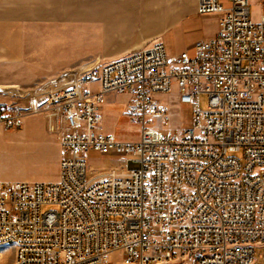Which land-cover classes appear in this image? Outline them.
I'll return each mask as SVG.
<instances>
[{
	"label": "built area",
	"instance_id": "1",
	"mask_svg": "<svg viewBox=\"0 0 264 264\" xmlns=\"http://www.w3.org/2000/svg\"><path fill=\"white\" fill-rule=\"evenodd\" d=\"M229 2L197 0L199 16L220 18L195 57L170 59L157 40L29 92L25 112L58 136L59 176L0 182V248H13L0 264H112L117 252L121 264H264V12L255 21L249 0ZM175 90L193 108L179 134L157 99ZM122 94L135 142L106 125L109 97ZM8 113L0 123L21 127Z\"/></svg>",
	"mask_w": 264,
	"mask_h": 264
},
{
	"label": "rangeland",
	"instance_id": "2",
	"mask_svg": "<svg viewBox=\"0 0 264 264\" xmlns=\"http://www.w3.org/2000/svg\"><path fill=\"white\" fill-rule=\"evenodd\" d=\"M33 1L0 0V107L6 116L9 115L11 107L20 106L25 109V104L30 101H27L29 92L39 90L43 84L54 80L31 76L33 60L47 48L46 30L41 27H47L51 22L43 23L38 30L35 26L40 18H54V13L50 11L48 14L32 12V9H37L36 5L38 6ZM191 2L192 0H66L61 15L64 19L61 26L64 37L71 42L75 41L76 44L84 41L86 35L95 40L112 26L121 23H127L135 36L150 38L165 24L171 10L177 7L189 10ZM222 2L225 7L230 6L229 0ZM249 5L251 17L258 21L264 12V0H249ZM73 7L77 9V18L70 21L68 18L73 15ZM218 22L217 15L192 18L189 32L175 43L173 51L191 46L204 38L218 26ZM35 36L40 38V42L34 39ZM39 43L40 49L36 50L35 44ZM18 58L20 60H17ZM157 99L169 109L170 123L166 127L167 130L179 134L192 125L193 108L180 103L177 90L170 95L157 96ZM129 101L128 94L109 97L106 125L109 132L115 133L120 140L135 142L141 137V127L127 120L122 110ZM200 106L203 110L207 109V95L201 96ZM19 114V128L7 129L0 123V182H57L62 156L58 136L47 134L41 117L27 114L25 111ZM88 157L91 160H102L97 152H90ZM92 165L100 168L107 166L98 163ZM129 168L139 170L140 164L130 159ZM261 253L262 250H258V254ZM0 257L11 261L13 248H0ZM109 260L112 264H121L123 255L120 252L112 253Z\"/></svg>",
	"mask_w": 264,
	"mask_h": 264
},
{
	"label": "crops",
	"instance_id": "3",
	"mask_svg": "<svg viewBox=\"0 0 264 264\" xmlns=\"http://www.w3.org/2000/svg\"><path fill=\"white\" fill-rule=\"evenodd\" d=\"M66 0H34L37 3L36 8L32 9L35 13L47 14L49 11L54 13V18L48 17L38 19V25L35 29H39L43 23L51 22L48 26L41 27L46 30L47 45L46 51H42L41 55L33 60V78H55L62 72L69 69L87 67L90 65L108 63L119 59L129 53L138 51L154 41H163L166 45L170 59H175L177 56L188 53L189 56L195 57L196 44L202 40H210L217 36L218 26L208 33L204 38L195 42L191 46L183 47L181 50H174L176 42L184 38L191 28V20L194 17H199L197 14V0H192L189 10L177 7L171 10L169 16L165 20V24L153 33V37L142 38L135 36L130 30L127 23H121L112 26L109 31L102 33L97 39L91 40L88 35L85 36L81 43H74L64 36L61 22ZM50 9V10H49ZM73 15L69 17L70 21L76 20L77 9L73 7ZM204 16V17H210ZM219 17V16H218ZM220 18V17H219ZM35 21V19H33ZM36 41L40 38L35 36ZM168 39V41H166ZM36 50L40 49V43L35 44ZM43 49V48H42ZM73 51H72V50ZM70 50V51H69ZM41 51V50H40ZM17 60H20L19 58ZM25 109L28 104L24 106Z\"/></svg>",
	"mask_w": 264,
	"mask_h": 264
},
{
	"label": "bare ground",
	"instance_id": "4",
	"mask_svg": "<svg viewBox=\"0 0 264 264\" xmlns=\"http://www.w3.org/2000/svg\"><path fill=\"white\" fill-rule=\"evenodd\" d=\"M29 110V106L26 109H22V107H11L9 111L14 112V113H20L23 111Z\"/></svg>",
	"mask_w": 264,
	"mask_h": 264
}]
</instances>
